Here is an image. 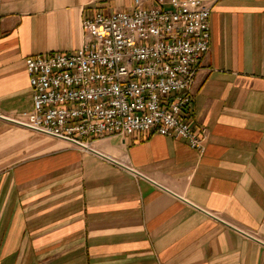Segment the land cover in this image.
Wrapping results in <instances>:
<instances>
[{"label": "crops", "instance_id": "obj_1", "mask_svg": "<svg viewBox=\"0 0 264 264\" xmlns=\"http://www.w3.org/2000/svg\"><path fill=\"white\" fill-rule=\"evenodd\" d=\"M132 7L0 0V264H264V0L211 9L188 110L202 154L155 133L84 150L6 121L31 109L27 57L73 53L83 17Z\"/></svg>", "mask_w": 264, "mask_h": 264}, {"label": "built area", "instance_id": "obj_2", "mask_svg": "<svg viewBox=\"0 0 264 264\" xmlns=\"http://www.w3.org/2000/svg\"><path fill=\"white\" fill-rule=\"evenodd\" d=\"M132 1L129 12L83 17L73 53L25 59L31 109L13 124L84 150L108 136L155 133L203 153L205 130L192 129L188 110L218 0Z\"/></svg>", "mask_w": 264, "mask_h": 264}, {"label": "rangeland", "instance_id": "obj_3", "mask_svg": "<svg viewBox=\"0 0 264 264\" xmlns=\"http://www.w3.org/2000/svg\"><path fill=\"white\" fill-rule=\"evenodd\" d=\"M27 134H30V133H27ZM26 137H27V142H26L27 144H29L30 139H35V140L41 139L42 141H43V139H45L44 137H41V136L36 135V134H32L31 136L30 135H27ZM27 153H29L28 150H27Z\"/></svg>", "mask_w": 264, "mask_h": 264}, {"label": "water", "instance_id": "obj_4", "mask_svg": "<svg viewBox=\"0 0 264 264\" xmlns=\"http://www.w3.org/2000/svg\"><path fill=\"white\" fill-rule=\"evenodd\" d=\"M7 122H9V123H12L13 124V122L11 121V120H6ZM90 151V150H89Z\"/></svg>", "mask_w": 264, "mask_h": 264}]
</instances>
